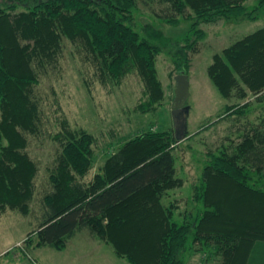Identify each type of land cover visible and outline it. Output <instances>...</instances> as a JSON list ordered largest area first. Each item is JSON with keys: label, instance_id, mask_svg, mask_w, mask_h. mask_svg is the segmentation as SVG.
<instances>
[{"label": "trees", "instance_id": "obj_1", "mask_svg": "<svg viewBox=\"0 0 264 264\" xmlns=\"http://www.w3.org/2000/svg\"><path fill=\"white\" fill-rule=\"evenodd\" d=\"M162 1L192 20L185 50L174 60L179 71L189 68L188 52L204 37L198 27L202 21L254 18L264 3L248 10L245 0ZM136 6L137 0L0 4V209L29 210L39 170L28 151L29 134H38L42 123L35 86L44 64L57 60L64 38L82 47L103 81L120 82L136 72L145 96L138 108L147 111L161 103L164 90L156 67L161 50L135 29ZM209 72L224 97L264 91V28L214 54ZM249 105H229L225 115L238 119ZM62 124L55 136L61 151L49 176L52 189L44 195V219L34 233L38 245L62 249L77 231L88 229L130 264H188L187 250L196 251L198 241L202 254L210 252L219 264H264V117L239 125V140L209 151L193 196L204 208L181 222L164 203L181 182L174 129L128 139L85 183L80 179L91 168L93 137L71 128L67 119Z\"/></svg>", "mask_w": 264, "mask_h": 264}, {"label": "rangeland", "instance_id": "obj_2", "mask_svg": "<svg viewBox=\"0 0 264 264\" xmlns=\"http://www.w3.org/2000/svg\"><path fill=\"white\" fill-rule=\"evenodd\" d=\"M13 1L0 0V4ZM245 4L252 10L260 0H245ZM168 18L178 22L170 23ZM133 24L161 50L156 57L164 90L161 103L147 111L138 108L145 96L144 84L136 72L128 73L120 82L103 81L82 47L64 38L57 60L46 62L39 70L35 97L40 104L42 123L38 134H29L28 146L39 170L29 210L24 212L16 206L0 209V264H130L126 257L116 254L110 242L92 235L88 229L77 231L62 249L37 244L34 233L44 219V195L52 189L49 176L61 151L55 136L63 131L64 119L71 128H82L93 137L91 168L80 179L88 183L128 139L149 130L175 131L172 117L175 76L182 72L187 74L189 97L185 104L184 138L173 144L181 182L164 199L165 206L174 208L175 218L181 222L187 214L192 218L199 216L204 208L193 196L195 184L200 182L202 169L208 163L209 151L217 152L232 139L239 140V125L247 120L257 123L264 117V91L257 94L249 91L245 98L237 92L224 97L209 72L214 54L246 34L264 28V3L254 12V18L240 16L202 21L198 27L204 31V37L188 52L189 68L182 71L176 68L174 60L185 50L192 20L177 13L168 2L137 0ZM244 102L250 103L247 115L238 119L225 115L229 105ZM194 246L196 251L187 250L188 264H219L210 252L202 254L205 248H200L199 241Z\"/></svg>", "mask_w": 264, "mask_h": 264}, {"label": "water", "instance_id": "obj_3", "mask_svg": "<svg viewBox=\"0 0 264 264\" xmlns=\"http://www.w3.org/2000/svg\"><path fill=\"white\" fill-rule=\"evenodd\" d=\"M175 97L172 104V117L175 125V136L179 140L184 138V128L187 122V107L185 106L189 97V79L185 73L175 76Z\"/></svg>", "mask_w": 264, "mask_h": 264}]
</instances>
